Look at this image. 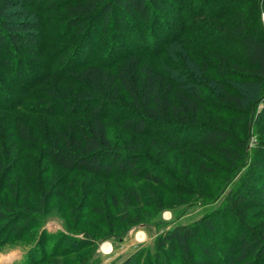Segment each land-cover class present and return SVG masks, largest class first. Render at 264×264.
<instances>
[{
	"label": "trees",
	"instance_id": "obj_1",
	"mask_svg": "<svg viewBox=\"0 0 264 264\" xmlns=\"http://www.w3.org/2000/svg\"><path fill=\"white\" fill-rule=\"evenodd\" d=\"M43 1L0 0V66L13 69L14 64L3 62L7 53L12 51L16 57L22 51L32 54L39 46L37 32L41 24L32 7L35 2L40 5ZM56 1L60 0H46L45 10H56ZM191 1L193 5L184 6L186 0H74L75 3L65 9L66 22L71 28L83 25L84 33L111 27L117 32H126L128 25L133 24L140 31L139 37L133 38L137 49L123 56L113 49L107 58L89 63L78 55L65 63V68L55 73L50 70L44 78L38 75L44 69L39 64L35 70L28 71V80H35L28 90L0 92V113L22 118L17 127L21 140H30L33 131L30 121L34 122L45 141L43 155L46 161L64 171L100 175L115 170L124 174L132 171L141 173L149 181L164 184L158 172L140 170L138 164L144 158L137 148L131 146L128 152L122 153L116 150L108 135L110 109L120 108L124 100L131 103L133 111L127 114L131 116L124 121L119 115L114 122L121 121V126L138 138L158 144L160 136L155 132L164 129L166 133H173L171 138L165 137L170 141H163L171 149L197 150L232 168L248 165L241 188L227 199L228 211L243 233L232 248V255L223 257L205 239L203 228L213 232L216 226L212 219H201L160 237L156 257L162 260L161 252L165 250L175 251L183 264H248L249 257H256L255 260L260 262L264 258V227L252 228L248 214L261 207L255 197H264L256 192L254 184L264 173V106L260 109V105H264V26L260 14V10L264 13V0H258L261 9L254 19L240 17L238 23L232 22L228 34L219 33L214 39L204 38L199 32L195 41L200 40L202 44L196 41V46L189 48L194 55V51L207 43L204 46L210 45L223 60L221 64H215L210 59L209 64L204 65V72L213 76L222 89L216 103L211 101L214 97L206 86L202 88L198 84L193 88L176 83L175 78L181 76H191L196 85L199 80L195 73L182 71L180 64L162 58L164 44L174 45L188 34L183 25H176L177 29L167 26L163 15L169 12L172 4L186 7L191 12L200 9V13L192 14L187 20L198 27L201 21L235 19L245 9L242 4L256 0L222 1L227 4H223L224 10L217 13L208 12L205 6L210 3L215 9L213 0ZM150 26L152 28L148 30ZM145 35L151 36L149 40L142 37ZM229 43L238 46L236 57H242L240 61L228 56ZM196 58L203 60L197 53ZM21 70L15 67L11 73L13 81L23 79ZM27 102L32 105L25 107L23 104ZM254 126L258 130L252 134ZM179 133L183 136L175 139V134ZM193 133L196 137L188 140ZM254 136L257 141L253 154L249 155L252 152L249 149L251 137ZM197 162L205 172L215 170L203 160ZM29 219L0 205L2 233L12 221L29 223ZM136 260L134 256L126 264H135Z\"/></svg>",
	"mask_w": 264,
	"mask_h": 264
},
{
	"label": "rangeland",
	"instance_id": "obj_2",
	"mask_svg": "<svg viewBox=\"0 0 264 264\" xmlns=\"http://www.w3.org/2000/svg\"><path fill=\"white\" fill-rule=\"evenodd\" d=\"M213 1L215 9L210 3L205 6L208 12L217 13L227 4L223 5L222 1L231 0ZM46 3V0L40 5L35 2L32 7L41 24L37 32L39 46L32 54L22 51L16 57L12 51L7 53L3 62H11L14 67L0 66V92L28 90L35 81L28 80V71L35 70L39 64L44 69L38 75L44 78L50 70L55 73L65 68V63L78 55L89 63L107 58L113 49L122 56L137 49L133 38L137 39L140 31L133 24L128 25L126 32H117L111 27L84 33L83 25L73 29L66 22V6L74 4V0L56 1L58 7L53 11L45 10ZM189 3L194 4L186 0L184 6ZM242 6H245L244 11L235 19L226 17L219 21H201L197 27L187 20L192 14L200 13V9L191 12L178 4L170 5L163 21L173 29H177L176 25H183L188 34L174 45L164 44L162 58L180 64L182 71L195 73L199 80L196 85L191 76H181L175 78L177 84L193 88L198 84L202 88L206 86L212 91L214 100L211 101L216 103L215 99L220 100L222 89L213 76L204 72V65H208L210 59L211 63L221 64L222 58L210 45L204 46L207 43L198 48L199 51H194V55L189 48L196 46V41L202 44L200 40L195 41L199 32L209 39H214L219 33L228 34L232 22L238 23L240 17L252 20L261 9L258 0ZM260 14L264 26L261 10ZM142 37L148 39L151 36ZM154 48L149 50L152 52ZM226 49L230 58L238 55L236 44L229 43ZM196 53L203 58L202 61L196 58ZM237 59L240 61L242 57ZM15 67L23 69L22 80L11 79ZM34 78L37 79L36 76ZM130 104L124 100L120 108L110 109L108 135L116 150L122 153L128 152L131 146L137 148L138 154L144 158L138 164L140 170L158 172L164 184L149 181L141 173L132 171L124 174L115 170L100 175L61 170L46 161L43 155L45 141L34 122L30 121L33 127L30 140H21L17 127L22 118L0 113V205L30 218L29 223L12 221L3 233L0 223V264H126L134 256L137 257L135 264H183L175 251L164 250L161 252L163 259L157 260V243L166 232L179 226L193 225L201 219H212L216 226L213 232L203 228L205 239L223 257L232 255L231 250L243 233L228 211L227 199L241 188L248 165L232 168L222 160L197 150L183 152L171 149L163 141L168 140L167 136L171 138L173 133H166L164 129L155 132L160 136L158 144L138 138L124 129L121 121L114 122L119 115L123 120L131 116L127 115L133 111ZM23 105L30 107L32 103ZM263 106L261 104L260 109ZM257 130L254 126L252 134ZM196 135L193 133L187 138L193 140ZM182 136V133L175 134V139ZM256 141L257 136L251 137L249 149L252 152L249 155L253 154ZM198 160H203L215 170L203 171ZM254 184L256 192L264 194V173ZM255 198L261 207L251 210L248 218L250 226L257 229L264 227V197L257 195ZM105 244L112 245L111 253L103 249ZM255 259L249 257L247 263L264 264V258L260 262Z\"/></svg>",
	"mask_w": 264,
	"mask_h": 264
},
{
	"label": "bare ground",
	"instance_id": "obj_3",
	"mask_svg": "<svg viewBox=\"0 0 264 264\" xmlns=\"http://www.w3.org/2000/svg\"><path fill=\"white\" fill-rule=\"evenodd\" d=\"M112 245H110V244H105L104 246H103V249L106 251V252H108V253H111V250H112Z\"/></svg>",
	"mask_w": 264,
	"mask_h": 264
}]
</instances>
